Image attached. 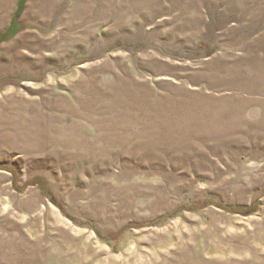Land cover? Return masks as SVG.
Wrapping results in <instances>:
<instances>
[{"label":"rangeland","instance_id":"rangeland-1","mask_svg":"<svg viewBox=\"0 0 264 264\" xmlns=\"http://www.w3.org/2000/svg\"><path fill=\"white\" fill-rule=\"evenodd\" d=\"M18 1L0 264H264V0Z\"/></svg>","mask_w":264,"mask_h":264},{"label":"trees","instance_id":"trees-1","mask_svg":"<svg viewBox=\"0 0 264 264\" xmlns=\"http://www.w3.org/2000/svg\"><path fill=\"white\" fill-rule=\"evenodd\" d=\"M25 2H26V0H19L18 1L17 10L15 12L14 18H18L21 15V12L23 10V6H24ZM12 22H13V20L11 21L8 29L2 35H0V42L5 41L4 37L10 32V30L12 28ZM42 191H44V193L46 192L44 189H42Z\"/></svg>","mask_w":264,"mask_h":264},{"label":"bare ground","instance_id":"bare-ground-1","mask_svg":"<svg viewBox=\"0 0 264 264\" xmlns=\"http://www.w3.org/2000/svg\"><path fill=\"white\" fill-rule=\"evenodd\" d=\"M2 25L0 24V27H1Z\"/></svg>","mask_w":264,"mask_h":264}]
</instances>
